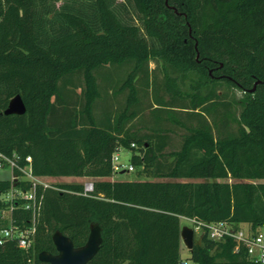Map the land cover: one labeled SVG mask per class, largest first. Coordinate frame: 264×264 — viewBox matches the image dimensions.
Masks as SVG:
<instances>
[{
	"label": "trees",
	"instance_id": "1",
	"mask_svg": "<svg viewBox=\"0 0 264 264\" xmlns=\"http://www.w3.org/2000/svg\"><path fill=\"white\" fill-rule=\"evenodd\" d=\"M17 95L26 113L3 114ZM120 149L133 152L137 180H112ZM0 153L37 178L94 179L90 192L37 185L32 245L5 241L0 264H47L39 254H56V232L81 247L92 225L103 241L88 264H180L182 218L257 231L264 0H0ZM13 188L31 183L0 180V230L10 208L14 227L33 222L22 201L3 199ZM187 260L262 264L207 233Z\"/></svg>",
	"mask_w": 264,
	"mask_h": 264
},
{
	"label": "built area",
	"instance_id": "2",
	"mask_svg": "<svg viewBox=\"0 0 264 264\" xmlns=\"http://www.w3.org/2000/svg\"><path fill=\"white\" fill-rule=\"evenodd\" d=\"M26 160L27 162L31 163V157H27ZM112 165L115 174L119 172L122 173L123 171L125 172L126 170V167L119 162L118 152L113 154L112 156ZM5 166H10L12 170L18 168L23 173L21 177L13 175V180H23L29 181L31 183V189L28 191L13 188L8 194V201H22L24 207L32 213L33 222L31 227L19 230L17 227H14L10 218L12 208H10L9 210V216H5L2 212L3 217L9 220V227L0 230V245L7 240H15L20 248L28 250L33 242V237L35 234V223L38 215L40 214L43 200V196L37 193V185H43L44 187H48L50 185L42 183L40 181L41 178L35 177L32 174L30 165L25 168H20L16 165L15 162L0 153V169L4 168ZM133 170L134 167L130 165L128 167V171ZM92 190L93 184L85 185V191L90 192ZM191 221H193L194 225L197 228L205 229V233H207L209 237L215 241H221L226 237H231L238 244H245L248 247L249 257L251 259H254L256 262L264 264V224L257 231H252L250 228L248 231H242L239 227L236 228L234 225L226 222L199 223L194 220ZM180 264H189V261L187 259H183Z\"/></svg>",
	"mask_w": 264,
	"mask_h": 264
},
{
	"label": "water",
	"instance_id": "3",
	"mask_svg": "<svg viewBox=\"0 0 264 264\" xmlns=\"http://www.w3.org/2000/svg\"><path fill=\"white\" fill-rule=\"evenodd\" d=\"M199 54H197V58ZM257 81L253 89L249 92H254L257 85L261 84ZM26 113V106L20 95L15 96L9 102L7 109L3 112L5 115H23ZM124 173V171H123ZM181 239L184 246L190 252L195 243L194 229L184 226L181 231ZM56 254L50 252H42L39 254V260L47 264H88L94 256L98 253L102 244V232L98 225H92L88 240L85 245L75 247L72 240L56 232L52 237Z\"/></svg>",
	"mask_w": 264,
	"mask_h": 264
},
{
	"label": "rangeland",
	"instance_id": "4",
	"mask_svg": "<svg viewBox=\"0 0 264 264\" xmlns=\"http://www.w3.org/2000/svg\"><path fill=\"white\" fill-rule=\"evenodd\" d=\"M123 0H117V2H122ZM62 5L61 2H58L55 4V8L56 10H58L60 8V6ZM151 67L154 68L155 64L151 63ZM238 96L241 95V93H237ZM174 142H173V147L171 146L170 148L167 149V152H170L173 149H177V147H179V143H180V135H175L174 137ZM119 162L122 163L125 167L126 170L125 172L121 173H117L113 176V180H137V168L135 166L133 171H128V167L130 165H132L131 163V158L133 156V152L131 150H127V149H120L119 152ZM13 177V170L10 166H5L4 168L0 169V180H11ZM40 181L42 183H45L47 185H53V184H59V183H82L84 185L86 184H93L94 179L91 178H76V177H58V178H41ZM3 199L5 201H8L9 199V195H5L3 197ZM3 214L5 216H9V210L3 211ZM181 225L182 227L184 226H188L192 229H194L195 231V242L197 243L200 239V236L205 233V229L203 228H197L193 221L188 220L186 218H182L181 219ZM240 230L242 231H248L249 227L246 225H241ZM182 254V259H187L189 257V251L187 250V248L184 246L183 244V248L181 251ZM189 264H194L192 262H189Z\"/></svg>",
	"mask_w": 264,
	"mask_h": 264
},
{
	"label": "crops",
	"instance_id": "5",
	"mask_svg": "<svg viewBox=\"0 0 264 264\" xmlns=\"http://www.w3.org/2000/svg\"><path fill=\"white\" fill-rule=\"evenodd\" d=\"M113 179H114V178H113ZM113 179H112V180H113ZM240 226H241V225H240ZM246 226H248V227L250 228V226H249V225H246Z\"/></svg>",
	"mask_w": 264,
	"mask_h": 264
}]
</instances>
